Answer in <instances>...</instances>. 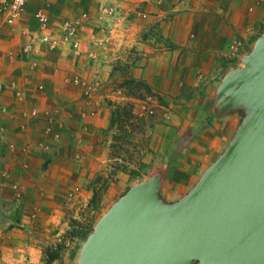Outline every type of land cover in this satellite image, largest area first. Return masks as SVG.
Returning <instances> with one entry per match:
<instances>
[{
    "label": "crops",
    "instance_id": "crops-1",
    "mask_svg": "<svg viewBox=\"0 0 264 264\" xmlns=\"http://www.w3.org/2000/svg\"><path fill=\"white\" fill-rule=\"evenodd\" d=\"M187 1L190 8L201 3ZM218 1L225 7V0H205L204 8L192 7L193 11L201 8L209 13L203 23L191 25L196 33L192 43L203 45L206 55L222 49L229 35L227 13L217 5ZM156 3L157 0H27L23 16L12 26L5 23L4 16L0 17V83L7 86L0 91V107L5 109L0 115V264L40 263L42 245L62 223L65 194L83 182L81 177L87 170L84 160L96 154L92 135L83 136L80 150L68 136L72 129L78 130L85 111L81 88L69 81L96 79L100 90H109L102 84L110 70L104 65L105 44L98 33L102 25L100 8L109 5L118 14L128 15L137 7L153 13L151 19L159 20L161 9ZM39 11L48 16L43 27L36 18ZM83 12L89 20L75 38L78 47L73 48L62 40L63 24ZM234 26L241 29L242 25ZM190 28L189 24L174 21L171 29L175 41L179 31ZM41 36L60 43L51 48L38 40ZM111 44L116 45V41L110 40ZM31 110L37 114L26 117ZM96 111L95 117L83 122L89 129H96L105 117L103 108ZM248 112L246 104L220 111L212 100L207 107L192 106L184 118L169 122L145 180L156 182L163 204L180 202L197 185L231 144ZM52 119V133L46 137L43 129ZM76 152L82 162L71 160Z\"/></svg>",
    "mask_w": 264,
    "mask_h": 264
},
{
    "label": "rangeland",
    "instance_id": "rangeland-1",
    "mask_svg": "<svg viewBox=\"0 0 264 264\" xmlns=\"http://www.w3.org/2000/svg\"><path fill=\"white\" fill-rule=\"evenodd\" d=\"M198 2L200 5L192 7L204 8L205 0ZM156 4L161 9L159 20L137 7L128 15L118 14L109 5L100 8L102 25L98 33L105 44L104 65L110 70L102 84L109 90H100L96 79L69 82L81 88L83 122L95 117L96 109L103 108L105 117H100L96 129L82 122L77 132L72 129L68 134L79 150L83 136L92 135L96 154L84 160L87 170L81 177L83 182L65 194L62 223L42 245L39 264H79L82 247L99 220L130 188L148 178L164 128L171 120L184 118L192 106L205 108L212 100L216 102L227 74L243 67L244 58L264 33V0H225V7L218 1L227 13L229 35L222 49L206 55L203 45L192 43L196 33L191 25L203 23L208 11H193L187 0H157ZM143 13L145 18L141 17ZM88 17L83 12L68 22L81 20L82 29L76 38ZM174 21L191 27L179 31L177 42L171 29ZM238 23L241 29L234 26ZM110 40L116 45H110ZM75 134L78 141L73 140ZM71 160L82 162L78 152ZM70 193H76L72 202L68 201Z\"/></svg>",
    "mask_w": 264,
    "mask_h": 264
},
{
    "label": "water",
    "instance_id": "water-1",
    "mask_svg": "<svg viewBox=\"0 0 264 264\" xmlns=\"http://www.w3.org/2000/svg\"><path fill=\"white\" fill-rule=\"evenodd\" d=\"M227 74L216 105L249 112L226 151L178 203L130 188L88 236L79 264H264V33Z\"/></svg>",
    "mask_w": 264,
    "mask_h": 264
},
{
    "label": "built area",
    "instance_id": "built-area-1",
    "mask_svg": "<svg viewBox=\"0 0 264 264\" xmlns=\"http://www.w3.org/2000/svg\"><path fill=\"white\" fill-rule=\"evenodd\" d=\"M26 2H27V0H0V13H2V15L4 16L5 23L8 26H12L16 20H18L19 18H21L23 16V14L25 12ZM141 17L145 18L146 14L145 13L141 14ZM36 18L38 20V23L42 27L47 25L48 16L45 13H43L42 11H39L36 14ZM63 28H64V36L62 38L63 42L70 43L73 48H77L79 42L76 41L75 38H76L77 32L80 29H82L81 20H76L73 23L66 22V23L63 24ZM38 40L41 43L47 44L51 48H54V47H56L58 45L55 40L50 39V38H48L46 36H41V37L38 38ZM6 87L7 86H5L4 84L0 83V91L5 89ZM11 87L12 88H16L14 85H10L9 86V88H11ZM15 92L17 94H20L19 90H15ZM86 95L88 96L89 99L92 98L91 97V93L89 91L86 92ZM3 113H5V109L0 107V115H2ZM56 113H58V110L53 112L54 117H55ZM36 114L37 113H36L35 110H31L26 115V117H34ZM54 119L47 121V124H46L45 128L43 129V134L46 137L51 135V133H52V127H53V124L55 123ZM55 139L57 140L58 138L55 136ZM78 139H80V138L77 135L75 137H73L74 141H78ZM43 148L44 149H49L48 146H43ZM75 190H78V188H76ZM75 194L76 193H70V195L68 197V201L69 202H72L74 200V197L76 196Z\"/></svg>",
    "mask_w": 264,
    "mask_h": 264
},
{
    "label": "bare ground",
    "instance_id": "bare-ground-1",
    "mask_svg": "<svg viewBox=\"0 0 264 264\" xmlns=\"http://www.w3.org/2000/svg\"><path fill=\"white\" fill-rule=\"evenodd\" d=\"M243 67H244V65H243ZM243 67H242V68H243Z\"/></svg>",
    "mask_w": 264,
    "mask_h": 264
}]
</instances>
